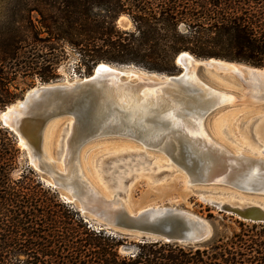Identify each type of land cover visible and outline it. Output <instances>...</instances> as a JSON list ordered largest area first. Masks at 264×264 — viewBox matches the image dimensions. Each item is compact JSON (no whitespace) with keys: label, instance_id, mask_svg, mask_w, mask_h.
I'll return each mask as SVG.
<instances>
[{"label":"trees","instance_id":"trees-1","mask_svg":"<svg viewBox=\"0 0 264 264\" xmlns=\"http://www.w3.org/2000/svg\"><path fill=\"white\" fill-rule=\"evenodd\" d=\"M122 18L128 28L119 25ZM68 48L88 71L108 63L174 75L183 52L262 68L264 0L5 2L0 79L23 73L48 82ZM0 99V105L11 101ZM0 133V264H264V224L231 216L223 221H233L238 231L228 235L224 224L216 227L204 247L149 242L122 255V239L77 225L70 210L42 200L37 184L25 183L27 175L12 180L18 149L10 132ZM208 218L217 220L211 213Z\"/></svg>","mask_w":264,"mask_h":264},{"label":"rangeland","instance_id":"rangeland-1","mask_svg":"<svg viewBox=\"0 0 264 264\" xmlns=\"http://www.w3.org/2000/svg\"><path fill=\"white\" fill-rule=\"evenodd\" d=\"M6 1L0 0V13L3 11ZM67 51V59L58 64L55 76L48 82H43L38 76L24 75L23 73L17 76L10 73L6 77L1 78L0 98L3 100L9 98L11 101L0 105V114L6 111L9 106L21 102L27 93L33 89L51 84H72L93 76L95 67L89 71L85 70V67L80 64L78 53L72 48H68ZM198 65L199 61L195 64L192 76L196 82H193V78L189 79V82L198 90L196 93L187 91L182 84L169 88L166 91L164 90L166 94L157 92V86L160 84L148 81L144 77L147 75L138 69H129L134 75L130 78L129 83L136 88V94L138 96L145 94L147 97L153 95L151 97L152 100L157 102V107L152 108V111H154L150 112V116L145 121L146 129L149 128L151 133L147 132L146 139L144 137L140 138L144 144L135 138L125 135L102 136L82 144L77 153H75L76 146L69 140L68 145L73 150L70 149L72 154L68 155H72V165L71 163L69 165L72 166L70 173L64 169L65 162L63 160L65 159V153H63L62 141L64 132L72 118L64 116L50 120L43 128L41 149L46 158L53 163L54 169L60 173V175H55V177L50 173L40 170V161L30 153L29 148H22L19 145L18 136L8 127L4 126L0 115V129L10 132L12 139L16 143V149H18V154L15 156L13 169L10 174L11 179L17 181L27 175L25 183L31 185V187L37 184V191H39L42 200H45L47 203L53 200L57 206L61 205L63 207H56L57 211L66 213L67 210H70L77 225L82 222V224H85L91 230L101 231L122 239L123 244L119 249L122 255H129L135 252L137 250L136 245L140 244L139 241L135 236H127L120 233L116 235L112 234L111 232L116 229L108 226L103 217L97 215L98 212L96 210L84 207L80 197H83L86 191L97 195L98 198H101L102 202L114 201L117 206L122 204L130 213L148 207H174L189 211L208 221L212 228V234L208 240L198 246L177 244L181 247H204L213 238L215 228L217 227L222 230L223 224L226 227L224 229L228 235L234 230L238 231L237 224L232 222L239 219L231 216L233 221L224 222L223 218L230 219V216L221 214L217 208L205 202L203 197L208 198L209 196L226 202H236L238 198L244 201L256 200L257 198L251 196V194L239 192L230 185L225 184L207 188L201 185L188 186L185 170L172 162L165 150L157 148L158 146L160 147L161 143L167 141L165 137L167 135L170 138L168 140L173 144L182 139L186 140L187 143L196 141L199 144L201 142L200 146L208 147V150L205 151L206 154L224 159L228 155L221 153L218 150L219 148L231 154L252 155L258 150L256 148L258 144L264 145V99L256 98L257 91H254V88L249 86L247 82L245 83L233 76L237 74L216 72L198 67ZM178 70L174 75H161L177 76L182 72V69L179 68ZM150 77L160 83L167 81L166 78H162L161 76ZM143 79L147 81H143ZM199 79L205 87L202 86ZM141 83L145 87L140 86ZM153 89H157L156 93L160 96L156 95ZM148 92L150 93L149 96ZM153 92L155 94H152ZM114 95L115 99H117L116 94ZM158 99L161 100L159 101ZM219 101L221 103L207 113L202 118V121H200L197 117L199 108L213 106ZM161 102L163 103L161 104ZM171 104L175 105L172 106ZM128 105L127 102H122L124 108L128 107ZM186 124L197 125L199 134L195 135L196 137L188 135L185 131ZM165 128L168 129L166 130ZM158 132L160 135L157 134ZM126 133L129 134V131L126 130ZM133 133L131 130L129 135ZM148 137L151 140L155 138V140L150 141ZM192 137L196 140L192 139ZM146 143L155 147L145 145ZM209 144H213L217 148L208 146ZM31 157L35 158L39 167L38 169L32 164ZM111 172H114L115 176H118L120 173L124 174V190L117 197L118 200L115 199L110 182L106 178ZM68 185L74 186L77 190L68 188ZM199 189L209 190L211 194H201L196 191ZM75 190L76 192H74ZM93 206L94 208H100L96 207L95 204ZM208 209L210 210L209 212L207 211ZM209 213L215 216L217 220L209 219Z\"/></svg>","mask_w":264,"mask_h":264},{"label":"water","instance_id":"water-1","mask_svg":"<svg viewBox=\"0 0 264 264\" xmlns=\"http://www.w3.org/2000/svg\"><path fill=\"white\" fill-rule=\"evenodd\" d=\"M118 23L123 28L129 27V22L125 19H120ZM184 55L194 57L188 52H183L177 56L175 63L177 67L182 69V72L177 76L161 75L134 65L100 64L112 67L132 66L144 70L148 74L160 75L162 78L167 77L170 83L180 85L188 75L185 69L187 60H181ZM195 59L199 61L198 67L216 72L233 74L229 66L232 63L245 68L264 71V67L257 68L240 62L214 58ZM100 64L96 66L91 78L73 83L70 88L66 85L51 84L28 92L25 98L15 104L13 110L9 112L10 117L14 119L12 123L14 128L9 129L18 138H23L27 147L30 148V153L40 161V170L50 173L54 177L60 175V173L54 169L53 163L42 152L41 142L43 128L50 120L55 118L70 116L73 119V132L70 141L75 143V153L79 151L82 144L102 136L125 135L142 142L140 140L141 133L136 129H133L134 133L129 135L124 129L117 130L104 127L107 116L104 114L106 107L100 103L102 93L106 90L116 91L118 87L113 83L109 84L105 77L101 78L103 75L97 74ZM244 72L246 73L247 70ZM233 76L253 87V82L248 81L245 75ZM201 84L205 87L202 82ZM187 86L193 91L195 90L193 85L187 84ZM260 88L263 89V87ZM217 94L221 95L220 93ZM220 103L219 101L213 106L199 108L197 116L199 120L202 121V118ZM208 146L217 148L213 144ZM256 148L258 150L252 155L231 154L219 148L218 150L221 153L228 155L224 158V161L219 162L216 158L206 155L207 146L206 148L200 146L196 141L187 143L186 140L182 139L173 144V151L171 155L167 153V156L172 162L185 170L188 186L201 185L207 188L225 184L230 185L239 192L255 196L257 199L251 201L238 198L236 202H226L209 196L208 198L203 197V200L217 208L221 214L235 217L244 222L264 224V145L258 144ZM106 178L110 182L115 199H117L122 194L123 187H118L117 176L114 175V172L108 174ZM196 191L201 194H211L206 189ZM97 215L102 216L108 226L116 229L114 230L116 232H111L112 234L120 233L135 236L139 243L167 242L198 246L208 240L212 234V228L208 221L189 211L174 207H148L130 213L120 204L113 209H100Z\"/></svg>","mask_w":264,"mask_h":264},{"label":"bare ground","instance_id":"bare-ground-1","mask_svg":"<svg viewBox=\"0 0 264 264\" xmlns=\"http://www.w3.org/2000/svg\"><path fill=\"white\" fill-rule=\"evenodd\" d=\"M125 19V18H122ZM181 60H187V66H185L186 72H188L187 77L185 79V81H183L182 83H180V85L182 84L183 87L189 91V92H198V90L195 88V90L193 91L192 89H190V87L187 86V84H191V82H189L190 78H193V82L194 77L193 76V72L195 69V64H196V59L192 56H188V55H184ZM231 67L232 73L233 74H239V75H245L247 77V79L252 83V86L254 88V91L256 89L257 91V95L256 98L258 99H264V71H260V69H249V68H245L242 66H239L238 64L232 63L229 65ZM96 68V67H95ZM129 69H137L134 68L132 66H119V67H112V66H108V65H102L100 64V67L97 69V74L98 75H103L102 77H105V79H107V81L109 82V84H115V86H117L118 88L116 89V91L113 90H106L105 92H103L102 94V98L100 103L102 105H104L105 110H104V114L107 116V121L105 124V128L107 129H126L127 131H129V134L131 133V130L133 131V129L138 130L141 133V137L147 136V132L151 133V130L148 128L146 129V125H145V121L147 120L148 116H150V112L152 111V108L154 109V107H157V102L152 100L151 97H153L152 94L156 93V90L153 89L155 91V93L153 92L151 95V97L149 96L150 93L148 94L149 97L145 96V94H143L142 96H138L136 94V88H134L133 86H131V84L129 83L130 78H132L134 75L132 74V72H130ZM129 70V71H128ZM140 70V69H138ZM247 70V72L245 73L244 71ZM142 72H144L147 76H144L148 81H151V83H157L160 84L158 85V90L157 92H162L163 94L166 90H168L169 88H173L176 87L175 84L170 83L169 82V78L166 77V82L164 83H160L157 80H153L150 76L153 77H160V75H156V74H148L147 72H145L144 70H140ZM249 73V74H248ZM189 75H191V77H189ZM92 76H90L89 78H91ZM140 78H142L141 76H139ZM89 78H85L84 80H87ZM125 78V79H124ZM146 79H143V81H147ZM152 79V80H150ZM196 82V81H195ZM73 84V83H72ZM72 84H67L66 86H68L69 88L72 86ZM192 85V84H191ZM140 86H144L143 83L140 84ZM250 86V85H249ZM145 87V86H144ZM150 87V86H149ZM152 87V86H151ZM259 87V88H256ZM260 87H263V89H261ZM36 89H33L29 92H32ZM144 90V89H143ZM165 90V91H164ZM149 91V90H148ZM115 92V93H114ZM152 92V91H151ZM170 93V92H169ZM255 93V92H254ZM116 94V98L115 99V95ZM158 93H156L157 95ZM168 94V93H167ZM171 94V93H170ZM181 94V93H180ZM140 95V94H139ZM174 95V94H173ZM176 95V94H175ZM179 95V94H178ZM253 95V94H252ZM158 96H160L158 94ZM164 96V95H163ZM177 96V95H176ZM175 96V97H176ZM180 96V95H179ZM182 96V95H181ZM155 97V96H154ZM157 97V96H156ZM165 97V96H164ZM178 97V96H177ZM183 97V96H182ZM181 98V97H180ZM155 99V98H154ZM118 102H117V101ZM159 101L161 99H158ZM157 100V101H158ZM181 100V99H180ZM178 100V101H180ZM142 101V102H140ZM165 101V100H164ZM122 102L123 103H128V107L124 108L122 106ZM166 102V101H165ZM163 102H161L162 104ZM173 103V102H172ZM184 103V102H183ZM176 104V103H175ZM174 104V105H175ZM125 105V104H124ZM172 106H174L173 104H171ZM170 105V106H171ZM161 106V105H160ZM184 106V105H183ZM14 108V105H11L8 107V110L4 111L3 113H1V117L3 119V124L4 126L8 127V128H14L12 123L13 120L10 117V113ZM161 108V107H160ZM167 108V107H165ZM184 108V107H183ZM156 109V108H155ZM158 109V108H157ZM176 110V109H174ZM154 111V110H153ZM152 111V112H153ZM157 111V110H156ZM172 111V110H171ZM107 112V114H106ZM158 112V111H157ZM173 112V111H172ZM175 113V112H174ZM173 114V113H172ZM181 114V113H180ZM184 114V113H183ZM174 115V114H173ZM185 115V114H184ZM190 117V116H189ZM188 117V118H189ZM186 119V118H185ZM187 120V119H186ZM149 122V121H148ZM73 120H70V123L67 126V129L64 132V138H63V153H65V159L63 160L65 162L64 166H65V170L68 171L69 173L72 170V166H69L71 163V156H68L69 154H72V147L70 145H68V142L70 140V136H71V132H73ZM151 126V125H150ZM157 126V125H156ZM154 127V126H151ZM167 127V126H166ZM154 129V128H153ZM158 129V128H157ZM163 129V128H162ZM166 129V128H165ZM168 129V128H167ZM166 129V130H167ZM177 129V128H176ZM125 130V131H126ZM157 131V130H156ZM159 131V130H158ZM172 131V130H170ZM177 131V130H176ZM186 133L188 135L191 136H195L197 134H199V130H198V126L197 125H191V124H186V129H185ZM156 133V132H155ZM161 133V132H160ZM180 133V132H179ZM159 134V132L157 133ZM169 134V133H168ZM173 134V133H172ZM181 134V133H180ZM179 134V135H180ZM160 135V134H159ZM182 135V134H181ZM186 135V134H185ZM153 136V135H152ZM163 136V135H162ZM157 137V136H155ZM161 137V136H160ZM167 141L164 143H161L160 147L158 146V148L165 150L167 153H169L171 155L172 153V149H173V143L168 140L170 139L167 135L165 136ZM196 137V136H195ZM201 137V136H200ZM158 138V137H157ZM156 138V139H157ZM188 138V137H187ZM146 139V138H145ZM149 139V137H148ZM160 139V138H159ZM165 139V140H166ZM191 139V138H190ZM192 139H194L192 137ZM144 140V139H143ZM150 141L155 140V138H153L151 140V138L149 139ZM147 140V141H149ZM173 140V139H172ZM196 140V139H194ZM191 141V140H189ZM158 142H160V140H158ZM192 142V141H191ZM208 142V141H207ZM151 143V142H149ZM149 143L147 145H149ZM154 143V142H153ZM201 143V142H200ZM199 143V144H200ZM157 144V143H156ZM159 144V143H158ZM203 144V143H202ZM19 145L22 148H29L27 147L25 141L23 140V138H19ZM75 146V143L73 144ZM163 145V146H162ZM204 145V144H203ZM66 146V149H65ZM30 149V148H29ZM72 151H71V150ZM65 151V152H64ZM209 157L211 155L206 154ZM218 155V154H217ZM216 158L219 162H221V160H225V159H220L218 156H211ZM222 157V156H221ZM229 159V158H228ZM31 162L32 164L38 169V164L35 161V158L31 157ZM72 165V163H71ZM224 165V164H223ZM67 172V173H68ZM124 174L120 173L117 176V180H118V187L121 188L123 187L124 184V180H123ZM68 184V183H67ZM68 188L74 190L76 188H74V186L72 185H68ZM71 190V191H72ZM77 190V189H76ZM76 190L74 192H76ZM82 194V192H81ZM82 199V203L84 205L85 208L90 209V210H96L97 212L99 209H113L115 207H117L116 202L111 201V202H102L101 198H98L97 195H94V193L90 192V191H86L83 195V197H80ZM96 205V207H100V208H94L93 205ZM145 209V208H144Z\"/></svg>","mask_w":264,"mask_h":264}]
</instances>
